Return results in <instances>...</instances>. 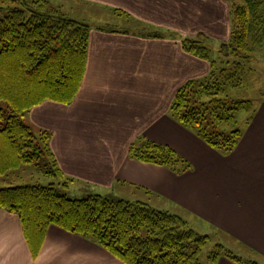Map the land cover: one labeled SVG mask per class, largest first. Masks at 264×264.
<instances>
[{
    "label": "crops",
    "instance_id": "crops-1",
    "mask_svg": "<svg viewBox=\"0 0 264 264\" xmlns=\"http://www.w3.org/2000/svg\"><path fill=\"white\" fill-rule=\"evenodd\" d=\"M85 1L98 4L100 15L80 20L90 31L77 95L28 111L35 124L54 130L47 143L63 177L90 183L94 193L176 213L236 254L264 261V96L227 155L170 111L178 90L211 70L210 60L188 51L183 39L227 41L230 1ZM142 138L171 146L192 169L177 173L132 157L131 146ZM0 264L126 263L56 224L34 244L20 216L0 208ZM217 264L238 263L221 255Z\"/></svg>",
    "mask_w": 264,
    "mask_h": 264
},
{
    "label": "trees",
    "instance_id": "trees-1",
    "mask_svg": "<svg viewBox=\"0 0 264 264\" xmlns=\"http://www.w3.org/2000/svg\"><path fill=\"white\" fill-rule=\"evenodd\" d=\"M229 1L230 37L220 51L236 58L220 69L214 68L211 49L198 40L184 38L183 46L210 60L211 70L205 81L201 78L185 83L170 106L180 123L224 155L236 147L243 130L215 131L212 124L229 121L234 110L247 108L252 101L221 93L227 86L243 83L242 61L255 46L264 43V0ZM4 2L9 5H2ZM115 11L123 13L117 8ZM89 31L88 24L48 0H0V101L8 105L7 110L0 106V177L21 165L38 162L46 153L53 157L47 172L63 176L47 143L49 131L43 130L44 146L37 144L36 134L22 116L46 100L70 102L75 98L86 70ZM229 64L232 66L227 67ZM130 153L177 173L192 169V164L171 146L147 138L132 145ZM4 181L0 208L20 216L25 234L34 244L42 243L48 227L56 224L91 238L126 264H203L200 255L210 235L197 232L176 213L144 201L100 193L70 197L54 183L12 185ZM221 255L238 264H263L236 254L222 243H216L209 252V264H217Z\"/></svg>",
    "mask_w": 264,
    "mask_h": 264
},
{
    "label": "rangeland",
    "instance_id": "rangeland-1",
    "mask_svg": "<svg viewBox=\"0 0 264 264\" xmlns=\"http://www.w3.org/2000/svg\"><path fill=\"white\" fill-rule=\"evenodd\" d=\"M50 5L62 9V11L68 14L70 17L91 21V18L99 16L100 8L99 5H91V3L85 0H48ZM2 5L6 6L9 3L4 2ZM203 44L207 45L211 49V59L216 61L214 68L220 69L222 66H226V61H232L236 57L230 53L226 54L222 51L221 45L223 41L220 39H214L208 37L206 40H198ZM249 58L243 60L244 70L241 71L240 76L243 83L238 86H225V91L221 93L222 96H228L233 99H250L252 101L251 105L247 108L234 110L233 118L229 121H222L214 126L215 131H225L230 132L233 129L244 130L246 127V122L248 117L251 115L252 110L257 107L258 103L264 96V43L257 45L249 53ZM229 64L227 67H231ZM213 68V69H214ZM209 75V74H208ZM209 77V76H208ZM207 78L203 77L201 81H205ZM0 106L8 109L7 102L0 101ZM24 122L30 126L32 131L36 134V143L44 146L43 135L46 128L35 124L29 117V112H26L22 116ZM211 125V126H212ZM49 133L54 134V130L47 129ZM232 152V151H231ZM53 157L46 153L45 157H41L36 163H29L21 165L18 168L9 170L6 174L0 177V186L6 185L5 179L9 180L12 185H22L27 183H41L49 184L54 183L57 189L67 194L70 197H85L90 193H94L95 189L87 186L90 183L83 182L82 180H73L72 176L65 173V176L59 174L53 175L47 172V168L52 165ZM49 163L47 164L46 162ZM75 179V178H74ZM210 235V240L203 247L202 253L200 255V260L203 264H209L208 254L214 248V245L218 242V238L213 233ZM264 264V261L258 259Z\"/></svg>",
    "mask_w": 264,
    "mask_h": 264
}]
</instances>
